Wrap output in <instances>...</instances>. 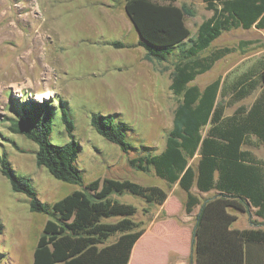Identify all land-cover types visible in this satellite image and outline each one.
I'll return each instance as SVG.
<instances>
[{"label": "trees", "instance_id": "trees-1", "mask_svg": "<svg viewBox=\"0 0 264 264\" xmlns=\"http://www.w3.org/2000/svg\"><path fill=\"white\" fill-rule=\"evenodd\" d=\"M177 0H124L123 8L137 33L136 45L144 49L148 61H166L175 56L169 89L180 98L174 109L172 126L159 151L144 147L128 158L141 171L152 167L168 185L177 183L186 192L185 209L199 205L193 230L195 264H264V160L242 149L252 135L264 145V64L240 73L227 87L229 97L219 98L221 78L199 87L191 82L198 74L230 51L241 48L219 47L208 54L223 31L243 28L264 29V0H203L212 13L198 25L194 36L185 16L194 12ZM124 47L120 41L108 42ZM260 91L249 107L238 106L224 115L225 105ZM60 118L69 136L66 143L50 139L54 106L49 101L25 105L9 118V130L36 145L35 162L55 179L80 184L52 203L42 201L30 177L19 175L6 154H0V173L12 191L26 196L29 210L47 215L37 236L31 264H127L131 248L142 233L141 220L134 217L137 207L119 202L111 194L129 192L147 205L161 204L167 192L158 185H143L129 179L98 177L83 185L76 165L79 142L73 135V121L63 101ZM116 114L94 112V130L126 153V125ZM250 143V142H249ZM198 154L195 163L190 159ZM215 190L201 199L191 192ZM262 219L258 226L231 229L236 215L228 209L250 212ZM148 207L143 208L146 211ZM108 219V221H105ZM262 225V226H261ZM112 239V240H111Z\"/></svg>", "mask_w": 264, "mask_h": 264}, {"label": "rangeland", "instance_id": "rangeland-1", "mask_svg": "<svg viewBox=\"0 0 264 264\" xmlns=\"http://www.w3.org/2000/svg\"><path fill=\"white\" fill-rule=\"evenodd\" d=\"M123 3L124 0H0V154H6L17 174L31 178L44 202L52 203L83 188L57 180L44 167L37 166L36 145L9 130V118L23 106L45 101L54 106L52 142L63 144L69 140L60 118V101L71 116L73 135L80 144L76 165L83 185L108 176L166 187L152 167L141 171L132 167L128 158L142 153L144 147L159 151L164 146L180 100L169 89L175 56L161 62L143 57L144 49L136 45L137 33ZM176 3H185L194 12L185 16L192 35L212 13L203 0ZM239 40L249 43L217 60L211 71L213 75L226 76V82L255 61L264 64V29H231L210 47L236 46ZM112 41L125 46L115 47L108 43ZM204 77L205 74L198 76L193 83H203ZM258 90L226 104L225 113L240 104L248 106ZM227 91L224 87L219 98L226 100ZM40 93L44 96H38ZM94 112L116 114L115 118L125 123L126 140L131 145L126 153L94 130L90 124ZM250 141L253 143L252 138ZM250 148L264 160V148L258 144ZM197 159L195 154L189 161L195 163ZM110 197L135 205L134 218L141 220L146 206L143 198L129 192ZM178 204L172 199L168 208H177ZM46 219V214L30 211L26 196L12 191L0 173V264H28Z\"/></svg>", "mask_w": 264, "mask_h": 264}, {"label": "crops", "instance_id": "crops-1", "mask_svg": "<svg viewBox=\"0 0 264 264\" xmlns=\"http://www.w3.org/2000/svg\"><path fill=\"white\" fill-rule=\"evenodd\" d=\"M175 4L179 5L181 3L178 4L175 2ZM251 28H255V27H251ZM226 31H229V30H226ZM194 34L192 35L190 33L191 36H194ZM222 47L230 48V47H237V45L236 46H222ZM212 49H215V48L209 47L203 52L207 50L209 52ZM240 49H242V47L236 48L230 51L229 53L236 51V50H240ZM203 52L200 53V56H204L208 54V52L205 54H202ZM229 53H227L226 55H228ZM226 55H224L222 58H224ZM257 62L258 61H255L243 71H246L253 66H257ZM214 64L212 65L211 68H209L208 70H206L205 72L201 74H198L195 77L196 79L198 76L205 74L206 77H204L205 81L203 83L199 85L195 84L193 83L195 80L194 79L191 82V84H195L201 88L204 85L212 82L216 78L220 77L221 87L223 86L226 87V86H229V83L232 82L240 73L243 72L241 71L240 73H238L230 82H226V79H225L226 76L213 75L211 73ZM257 88L259 89L258 90V93H259L260 88L259 87ZM258 93L256 94V96L258 95ZM256 96L254 97V99L256 98ZM241 99L237 101H240ZM254 99L252 100V102L254 101ZM251 103L245 107H249ZM241 105L243 104H240L238 106H241ZM231 113L226 114L224 111V115H230ZM251 138L253 139V143L251 141H249L250 143L245 142L242 145V149L249 150L255 157L263 160L262 158L256 156L252 152V149L250 147H256V144H258L259 147L264 148V145L260 143L254 135H252ZM167 185L168 184L166 183V187L165 188L162 187L167 192V197L163 203L151 204V205L145 204L146 205L145 207H148V209L144 211L141 216V223H142L143 230H142L140 237L135 241V243L133 244L131 248L127 264H137V263H140V264H195V254H194V250H193L194 248H193L192 242H193V230H194V225H195V216H196V213L198 212L199 205L194 206L190 212H187L185 209V204L187 200L186 192L182 191V189L178 186L177 183L171 184L173 186H171L170 188ZM191 192L196 194L201 199L211 198L215 194V190L198 191L195 186L192 187ZM172 199H176V201H178L179 204L177 208L169 209L168 205L169 203H171ZM228 210L230 213H233L236 215V219L229 225L231 229H243V228L256 227L258 226L257 225L258 223L256 221H261V220H256V219H261V218L257 217L253 213V211L255 210L254 207L251 208L250 212L239 211L235 209H228ZM105 221H108V219H106ZM34 247L32 248V257H33ZM31 263H32V259L31 261L30 260L28 261V264H31Z\"/></svg>", "mask_w": 264, "mask_h": 264}, {"label": "bare ground", "instance_id": "bare-ground-1", "mask_svg": "<svg viewBox=\"0 0 264 264\" xmlns=\"http://www.w3.org/2000/svg\"><path fill=\"white\" fill-rule=\"evenodd\" d=\"M41 95H42V96H44V94H43V93H40L38 96H41Z\"/></svg>", "mask_w": 264, "mask_h": 264}]
</instances>
